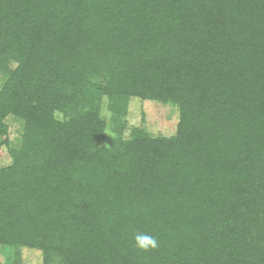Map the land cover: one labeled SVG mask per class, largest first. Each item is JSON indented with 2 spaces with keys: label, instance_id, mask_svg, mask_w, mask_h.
I'll list each match as a JSON object with an SVG mask.
<instances>
[{
  "label": "trees",
  "instance_id": "obj_1",
  "mask_svg": "<svg viewBox=\"0 0 264 264\" xmlns=\"http://www.w3.org/2000/svg\"><path fill=\"white\" fill-rule=\"evenodd\" d=\"M0 75V147L22 122L1 247L264 264V0H0ZM132 98L175 106L172 132L128 125Z\"/></svg>",
  "mask_w": 264,
  "mask_h": 264
},
{
  "label": "rangeland",
  "instance_id": "obj_2",
  "mask_svg": "<svg viewBox=\"0 0 264 264\" xmlns=\"http://www.w3.org/2000/svg\"><path fill=\"white\" fill-rule=\"evenodd\" d=\"M1 82L2 75H0V85ZM102 113L107 115L105 105L102 107ZM177 117V108L170 104L143 101L137 98H132L129 102L127 115L128 125L143 126L153 135L171 133ZM6 122L8 124L7 145L0 147V162L2 164L9 163L10 159L7 148L17 147L20 143L22 133V122L20 120L8 116ZM108 133H110L109 130ZM16 260L20 261V264H42V255L37 249L27 247L15 249L0 246V262L12 264Z\"/></svg>",
  "mask_w": 264,
  "mask_h": 264
},
{
  "label": "clouds",
  "instance_id": "obj_3",
  "mask_svg": "<svg viewBox=\"0 0 264 264\" xmlns=\"http://www.w3.org/2000/svg\"><path fill=\"white\" fill-rule=\"evenodd\" d=\"M134 246L140 251L155 250L159 247V241L154 235L137 232L133 237Z\"/></svg>",
  "mask_w": 264,
  "mask_h": 264
}]
</instances>
